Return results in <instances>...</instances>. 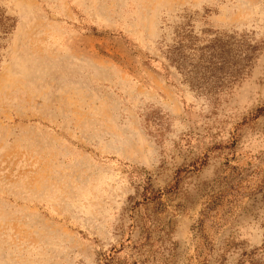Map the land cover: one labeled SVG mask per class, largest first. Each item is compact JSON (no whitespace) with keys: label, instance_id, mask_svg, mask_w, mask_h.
<instances>
[{"label":"rangeland","instance_id":"374dc122","mask_svg":"<svg viewBox=\"0 0 264 264\" xmlns=\"http://www.w3.org/2000/svg\"><path fill=\"white\" fill-rule=\"evenodd\" d=\"M264 0H0V264H264Z\"/></svg>","mask_w":264,"mask_h":264},{"label":"trees","instance_id":"16d2710c","mask_svg":"<svg viewBox=\"0 0 264 264\" xmlns=\"http://www.w3.org/2000/svg\"><path fill=\"white\" fill-rule=\"evenodd\" d=\"M261 115H264V109H260V110H258V111L256 112V116H255V118H258V117H260Z\"/></svg>","mask_w":264,"mask_h":264}]
</instances>
